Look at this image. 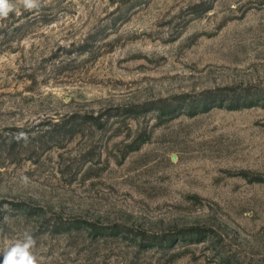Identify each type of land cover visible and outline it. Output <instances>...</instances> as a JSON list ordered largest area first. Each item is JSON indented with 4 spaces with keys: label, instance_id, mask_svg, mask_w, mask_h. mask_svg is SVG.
Wrapping results in <instances>:
<instances>
[{
    "label": "rangeland",
    "instance_id": "1",
    "mask_svg": "<svg viewBox=\"0 0 264 264\" xmlns=\"http://www.w3.org/2000/svg\"><path fill=\"white\" fill-rule=\"evenodd\" d=\"M12 2L0 248L28 231L40 264H264V0Z\"/></svg>",
    "mask_w": 264,
    "mask_h": 264
},
{
    "label": "clouds",
    "instance_id": "2",
    "mask_svg": "<svg viewBox=\"0 0 264 264\" xmlns=\"http://www.w3.org/2000/svg\"><path fill=\"white\" fill-rule=\"evenodd\" d=\"M19 4L26 11H38L42 7V0H19ZM17 4L12 0H0V20H5L10 13L15 12ZM18 141L23 139L27 143L28 137L24 132L16 134ZM20 181L24 186H28L31 181L27 176H21ZM37 241L34 236L28 232H23L21 238L5 241L0 248V264H40L38 257L34 254Z\"/></svg>",
    "mask_w": 264,
    "mask_h": 264
},
{
    "label": "trees",
    "instance_id": "3",
    "mask_svg": "<svg viewBox=\"0 0 264 264\" xmlns=\"http://www.w3.org/2000/svg\"><path fill=\"white\" fill-rule=\"evenodd\" d=\"M212 94V93H211ZM247 97L248 96H245L244 98H246L245 100H248L247 99ZM219 98H221V97H219V96H217V95H215L214 96V98L213 99H211V100H213L214 102H218V101H222V100H220ZM207 100L208 99H206V101H202L200 104V106H205V104H207L206 102H207ZM258 100L261 102V101H263L264 100V96L263 97H259L258 98ZM247 102V101H246ZM247 103H245L244 105H238V107H234V108H242V107H245V105H246ZM252 104L250 103L249 105H247V106H251ZM221 106H223V103L221 104ZM233 106H235V105H231L229 108H233ZM241 106V107H240ZM167 243H169V240H168V242Z\"/></svg>",
    "mask_w": 264,
    "mask_h": 264
}]
</instances>
